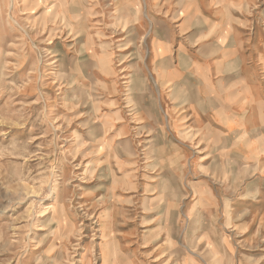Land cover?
Segmentation results:
<instances>
[{
    "label": "rangeland",
    "instance_id": "obj_1",
    "mask_svg": "<svg viewBox=\"0 0 264 264\" xmlns=\"http://www.w3.org/2000/svg\"><path fill=\"white\" fill-rule=\"evenodd\" d=\"M152 38L235 49L224 124L243 73L264 92V0H0V264H264L257 133L183 135Z\"/></svg>",
    "mask_w": 264,
    "mask_h": 264
},
{
    "label": "crops",
    "instance_id": "obj_2",
    "mask_svg": "<svg viewBox=\"0 0 264 264\" xmlns=\"http://www.w3.org/2000/svg\"><path fill=\"white\" fill-rule=\"evenodd\" d=\"M186 24V23H185ZM219 44V43H218ZM218 49L210 52V55L197 56L195 53L198 50L208 49L207 44H199L196 49L194 56L191 54H186L184 51L176 49V53L173 54L170 50L169 45L157 38H152L148 44V59L149 68L154 77L156 85H158L159 90L167 91L172 93V95H177V100L175 105L171 107L175 109L174 119L178 126H183L181 128L182 134L187 135L191 130H195V126L199 123L208 126L210 130L214 132H236L240 129L241 125L238 123L242 122V125H247L244 123L246 120L249 123L245 126V131L247 133L248 129H253L255 135L253 143L247 145L251 151L254 152L253 160L255 163L254 168H261V162H264V92L261 91L258 86L255 85L254 81L251 80L252 76L249 72L243 73L239 81L240 89L233 91V94L227 96L231 103L230 115L236 116L239 120H233V123L224 124L221 118V111L215 109L213 112L206 113L202 106L204 101L214 98L215 100L221 99V94L219 95V90L215 86L213 87V95L206 96L205 88L209 86L208 83H216V79L223 75V72L231 68V65L235 64L236 61L230 60L234 58L235 49H231L228 52H221L225 49V45H217ZM186 48V47H185ZM214 52V53H213ZM231 55H230V54ZM228 55H230L228 59ZM243 72V71H242ZM225 74V73H224ZM198 78V88L199 100L195 102L193 94L195 90L192 89L191 83ZM193 76L195 79H191ZM189 87H192L189 89ZM188 90V96H186V91ZM237 93L235 94V92ZM232 92V91H231ZM230 92H227V94ZM179 97V98H178ZM194 99V100H192ZM233 105V106H232ZM167 106V105H166ZM230 122V121H229ZM211 132V133H212ZM196 135L193 139H196ZM247 144V143H246ZM246 144H243L244 146ZM243 159V158H242ZM263 165V164H262ZM259 168V170H261ZM255 170V169H254ZM257 190L262 194L261 198L264 203V192L261 186L257 187ZM264 207V204L262 205Z\"/></svg>",
    "mask_w": 264,
    "mask_h": 264
},
{
    "label": "bare ground",
    "instance_id": "obj_3",
    "mask_svg": "<svg viewBox=\"0 0 264 264\" xmlns=\"http://www.w3.org/2000/svg\"><path fill=\"white\" fill-rule=\"evenodd\" d=\"M135 88H137V87H135ZM131 102H132V100H130ZM103 232L105 233V236L107 235L106 234V232H107V227L104 225V227H103Z\"/></svg>",
    "mask_w": 264,
    "mask_h": 264
}]
</instances>
